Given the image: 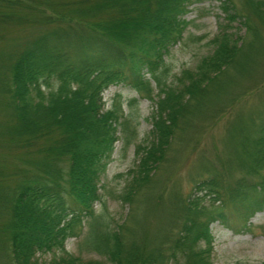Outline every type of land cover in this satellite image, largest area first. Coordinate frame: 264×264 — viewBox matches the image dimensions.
Listing matches in <instances>:
<instances>
[{"label": "trees", "instance_id": "1", "mask_svg": "<svg viewBox=\"0 0 264 264\" xmlns=\"http://www.w3.org/2000/svg\"><path fill=\"white\" fill-rule=\"evenodd\" d=\"M238 1L219 0L222 18L211 51L193 68L169 78L163 55L181 38L186 0H0V23L34 24L41 30L17 51L9 80L0 84L5 129L15 144L48 142L36 150L42 153L36 171L14 189L8 219L0 228L13 264H45L36 253L63 250L81 219H94L97 178L121 123L115 106L103 110L101 92L109 84L121 83L150 100L152 87L156 89L151 139L135 145L136 162L119 195L132 216L138 210L141 216L134 218L133 227L100 223L92 228L88 247L103 259L84 261L63 252L49 264H212L208 224L218 219L236 230L229 225L232 212L246 227L252 213L264 210V174L254 181L237 178L229 187L207 178L194 187L196 193L205 191L202 197L192 193L186 199L174 195L162 200L157 195L150 201L155 167L186 117L258 71L254 65L260 55L256 44L264 35V0ZM236 19L244 28L240 36L228 27ZM257 132L249 145L240 146L249 158L247 171L258 176L264 168V122ZM209 195V205L204 204ZM220 200L230 205L228 217L215 205ZM158 202L160 222L177 214L181 221L176 230L166 227L151 236L140 226L144 213Z\"/></svg>", "mask_w": 264, "mask_h": 264}, {"label": "rangeland", "instance_id": "2", "mask_svg": "<svg viewBox=\"0 0 264 264\" xmlns=\"http://www.w3.org/2000/svg\"><path fill=\"white\" fill-rule=\"evenodd\" d=\"M17 1L22 3L24 0ZM233 1L235 5H239L238 0ZM218 6L219 0H186V11L180 17L184 21L181 38L163 55L169 78L179 75L184 69L193 68L200 57L209 54L212 47L210 40L217 32L218 22L222 18ZM19 10H16V13H19ZM12 22L0 23V84L9 80V66L17 51L25 41L34 38L41 31L40 27L34 24ZM229 26L237 36L243 34L244 28L238 19L229 23ZM256 46L260 53L254 65L258 68L256 75L248 80L243 77L238 79L234 87L228 88L219 98H212L210 104L200 112L188 115L183 129L174 132L151 177L150 201L154 200V203L157 200L154 196L157 195H160L162 200L171 199L174 195L186 199L192 193L202 197L201 194L205 191L196 193L194 187L198 181L207 178L219 179V186L222 182V185L229 187L237 178L246 176L248 180L254 181L264 174V168L258 176L247 171L249 158L247 152L242 149L243 145L240 146L242 142L249 145L250 141L259 135L257 127L264 122V35ZM152 88V100L139 96L135 90L122 84H110L102 91L103 110L115 106L121 123L116 126L117 140L113 144L108 162L97 178L100 197L93 205L94 219H81L72 235L64 241L63 250L36 253L38 261L49 264L65 253L80 257L84 261L103 259L88 247L87 236L92 228H97L100 223L109 224L111 228L122 223L133 227L134 218H140V210L132 216L131 207L122 202L119 195L128 171L132 170L136 162L135 145H147L151 139L149 116L156 99V89L154 86ZM236 93L238 94L233 97ZM0 95L1 228L8 219L14 189L36 171L37 160L41 159L39 154L42 155L36 150L41 146L47 148L48 142L43 140L41 146L13 143L5 129L4 100L1 93ZM65 166L63 163V167ZM209 197L212 195L204 197V204L209 205ZM153 203L149 212L144 213L140 227L150 231L151 236L166 227L169 231L176 230L181 221L180 214L167 222L165 219L160 222L161 203ZM144 205L141 209L146 208L144 211H147L148 202ZM215 205L228 217V210L231 209L229 204L225 206L220 200L216 201ZM230 221L229 224L235 225L237 230L225 227L218 220L212 221L208 226L212 235L209 255L212 264H264V211L254 212L249 217L246 228L241 227L240 220L233 217V212ZM4 238L0 231V264H13Z\"/></svg>", "mask_w": 264, "mask_h": 264}]
</instances>
